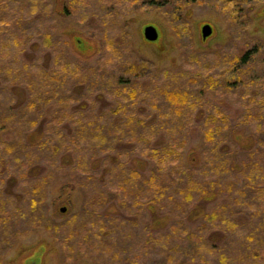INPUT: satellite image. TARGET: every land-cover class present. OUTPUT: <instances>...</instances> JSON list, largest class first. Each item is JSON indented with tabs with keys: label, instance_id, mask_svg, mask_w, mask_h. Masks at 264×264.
<instances>
[{
	"label": "rangeland",
	"instance_id": "obj_1",
	"mask_svg": "<svg viewBox=\"0 0 264 264\" xmlns=\"http://www.w3.org/2000/svg\"><path fill=\"white\" fill-rule=\"evenodd\" d=\"M73 1L77 5L74 6ZM84 2L86 1H83V4ZM81 3V0H0V27L6 28L5 25L9 24L8 21L11 18L14 22L20 14L23 15L25 12L30 14L28 12H31L32 15L29 17L23 16L27 17L26 20H16L15 25L22 34L36 38H30L28 43L23 41L24 45L20 42V45L17 46L19 52L15 54L16 57H13L16 60L12 67L13 70L5 76L0 73V108L4 109L2 110L4 113L9 114L11 120L14 117L18 118L19 121L24 120L18 126L22 127L23 132H29L25 138L27 141L28 137L32 139L31 142L44 140L42 150L39 147L40 144L39 146L27 147V149L29 154L34 157L33 160H36L35 163L40 164L41 170L45 171L42 176L48 174L50 178L38 189L41 190L40 206L45 208L44 217L36 219L33 217L36 221L31 224L27 217L30 210L29 206L31 207L27 198V184L32 185V182L27 183L23 179L20 180L21 175L17 173L18 179L13 180L15 186L13 182H8L12 183L11 190L17 194H22L24 198L18 199L16 197V200H12V204H3L4 209L0 214L5 216V221H0V242L6 241V243L3 246L0 245L2 264H101L97 259L94 260L96 247H99L98 241L101 239L94 238L91 230L83 233L82 230H77L78 227L70 230L67 226H71V222L76 219V216L81 219L84 218V220L89 218L90 221L93 219V221L98 222L101 215L105 214L104 209L113 211L115 207H109L110 205L106 201L98 207L97 214L88 215L85 213L86 210H89L86 208L88 201L84 200L86 198L85 192L87 191V195L91 196L96 194L97 190L94 189V186L99 187L100 182L97 177H93V179L91 176L87 180L86 174L80 171L85 170V168L74 171L77 167L71 161L76 162L88 155V162L91 160L84 167H88V165L91 168L96 167L94 170H98L100 173L104 166H107L108 162L103 153L109 150L106 148L115 145L109 123L112 120L119 123L125 120L121 119L125 116L121 115L123 110L118 116L113 112L114 108L119 106L118 102H122L123 99L119 97L113 86H108L110 81L106 82L107 85L104 86L95 80L94 75L101 81L102 79L105 80L108 74L107 69H112L116 62L125 60L128 63H136L143 60L149 62L152 68L159 70L176 71L184 68L187 73H197L196 75H198V79H201L202 84L213 82L216 89L223 93L227 87L224 88L217 81L221 77L220 74L228 75L232 85L228 87L227 90L229 91H226L227 97L224 96L226 99H221L225 100L223 104L215 101L212 97H205L185 105L192 110L193 115L203 109V122L211 119L208 116L211 113L214 116V121H220V117L216 114L223 110L228 116L224 122L230 123L236 129H241V134L244 136L234 137L240 138L239 142L242 144L248 142L247 136L257 130L255 127L257 117L264 116V101H261L260 98L261 93L264 92V0H137L136 2L135 0H120V2L118 0H105L101 3L97 0H91L89 5L84 4L86 6L84 10L95 13L93 14L95 18H91L92 21L96 19L99 22V17L102 19L105 17L103 22L110 23L109 26L111 27V31L106 37L102 29L98 30L101 33L100 39L99 33H93L97 30L93 26L97 22L93 24L88 21L85 22V17L81 19L80 12L83 10ZM104 7L109 9L112 7V10L108 11ZM38 11L48 13H44V17L41 16L40 20L36 21L33 15ZM206 24L211 26L212 32L203 38L201 29ZM9 25L12 27L13 24ZM46 25L52 28V33H55V30L59 31L58 35L53 37L51 41L57 48L55 53H50L47 49L48 43L43 45V41L46 42L48 39L45 40L38 34H32ZM146 25L156 27L159 35L157 40L148 41L144 38L143 29ZM2 37V30H0V41ZM75 37L82 39L84 43L82 48L76 45ZM109 41L111 44L108 43ZM13 47L12 45L11 48ZM99 47L103 48L102 54L105 56L98 55ZM11 48L2 49V52H5L3 55L7 58L14 56ZM247 51H250L251 55H249L248 60L246 59L244 67L236 64L239 63L238 58ZM29 57L32 59L31 63L35 64L30 66L35 68L43 65L44 69L41 70L48 75L51 65L53 64L52 68L55 66L52 58L60 57L66 61L69 57L73 59L74 64L71 63L73 73L82 74L83 78H87V80L82 78L77 82L75 78L79 76L77 74L71 78L59 77L56 72L58 73L64 68V65H59L61 67L52 69L56 77L53 76L55 79H52L51 84L46 83L37 86L39 98L27 93L25 90L28 88L16 87L12 91V87L17 86L14 85L13 81H10L14 76L21 79L26 76L27 72H35L27 69L20 70L24 66V61ZM97 58L102 59L99 60L100 63L98 64L96 63ZM90 66L94 67V72L89 69ZM227 70H232V72ZM80 81H83L80 83L81 86L74 89V91H79L77 93L72 92L73 87L71 88V86L79 84ZM87 82H89L88 85H86ZM58 83L60 89L56 91L57 87L55 86ZM104 87L108 88L104 90ZM151 88L150 86L146 87L148 90ZM182 100L184 99H180V102ZM256 107L258 109L257 116L255 115L256 111H252V108ZM133 110L137 111L135 108ZM136 111H132L133 114L131 115L134 117H128V121H132L137 126V120L140 118L143 120L144 117L137 115ZM123 113L125 112L123 111ZM253 116L254 118H252ZM263 116L258 120L262 121L260 123L264 121ZM202 121L195 124L202 125ZM32 127L34 128L31 130ZM49 127H56L59 132H52ZM143 128L136 134L137 137L144 135ZM2 137H4V141L7 138L12 142L20 136L12 132L2 135ZM3 140L0 142V149L6 152L9 149ZM257 140L255 144L260 146L259 141H264L262 132ZM22 141L23 139H20V142ZM198 144L199 137L197 135L187 139L184 148L185 155L187 156L191 149H194ZM22 148H19L17 153L20 158L25 151V148ZM53 154L57 155L55 159L57 164L72 169L70 174L66 168L59 174H55L53 171L48 172L53 169ZM133 157L121 154L118 155V160L127 164L125 167L128 168L131 167L129 163ZM5 163L4 169L6 171H2L4 180H2L1 191H4L5 186L7 188L8 183L6 181L8 179L5 176L9 165L16 164L15 161H12L11 164ZM137 166L138 169H141L138 164ZM19 170L23 171L21 168ZM108 170L111 175L116 174L115 170ZM141 171L146 170L141 169ZM77 177L82 178V185L77 182ZM112 179V185L115 187L117 180ZM110 186L108 185L109 189ZM5 192L7 191L5 190ZM134 196L135 193L133 192L131 198H135ZM15 206L16 209L22 206L23 209L24 207L27 208L25 212L22 209L20 214L17 211L16 216L18 217L15 218L20 219V221L16 226L14 223L7 224L15 212ZM207 208L211 209L212 205H208ZM115 216L117 221L113 218ZM115 216H108L112 219L110 220V228L118 230L117 233L120 236L119 243L118 239H115L116 244L114 246L135 248L134 251L137 250V252H141V242H147V238L149 239L150 233L154 232L156 226L165 227L173 220L172 217L166 215L158 223L152 225L150 222L148 224L152 218L151 213L147 210L139 213L131 207L126 212L118 211ZM130 216L136 217L131 219ZM179 220L183 221L181 217ZM112 224L116 225L112 226ZM10 227L13 230L9 234L7 230ZM187 227H192V225L188 222ZM165 230L166 227L160 231L164 233ZM255 241H258V237L255 238ZM262 242L264 244V240ZM158 245L164 246V243ZM238 245L236 244L235 250L228 255V259L233 260L229 263L222 261L220 264H237L234 261L239 252L237 249L242 248ZM220 247L216 249L225 251L223 250V242H221ZM256 249L260 250V248ZM257 250L255 251L258 255L260 252ZM252 251L253 248L251 253ZM242 260L239 264H248L245 262V258ZM109 264L115 263L110 262Z\"/></svg>",
	"mask_w": 264,
	"mask_h": 264
},
{
	"label": "trees",
	"instance_id": "obj_2",
	"mask_svg": "<svg viewBox=\"0 0 264 264\" xmlns=\"http://www.w3.org/2000/svg\"><path fill=\"white\" fill-rule=\"evenodd\" d=\"M83 1H86L84 4L87 3L89 5L91 0H81V7L83 8L80 12L81 19L85 17V22L88 21L95 24L97 20L93 19L92 21L91 19L95 18V15H93L95 13L85 11L84 8L86 6ZM97 1L101 3L105 0ZM118 1L120 2V0ZM72 4L74 6L77 5L74 1ZM104 8L108 11L112 10V7L110 9L108 7ZM28 13L30 14L26 12L23 15L20 14L15 21L26 20L27 17L32 15L31 12ZM44 13L47 14L48 12ZM44 13L43 11L34 13V20H40L41 16L44 17ZM24 15L27 17H23ZM104 18L99 17V22L93 25L97 28L93 33H99V39L101 38V33L99 32L101 29L105 37L111 31L110 23H104ZM15 21L13 22L12 18L8 21L9 24H13L12 27L9 24L5 25L6 28L0 27L3 34L0 41V73L2 76L9 74L13 70L12 67L16 63L13 57H16L15 54L19 52L17 46L20 45V42L24 45V42L28 43L30 38H34V36L22 34L16 27ZM89 25L91 26V24ZM51 29L50 26L46 25L32 34H38L45 40L48 39L46 42L43 41V45L48 43L47 49H49L50 53H55L57 48L51 41L53 37L58 35L59 31L55 30V33H52L53 30L51 31ZM75 38L76 45L82 48L84 44L82 39L79 37ZM108 43L111 44L110 41ZM12 45L17 48H11ZM3 48H11L10 50L14 53V56L12 58L4 56ZM98 51L100 56L103 48L99 47ZM249 55H251L250 51L242 54L238 58L239 63L236 64L244 67ZM101 56L103 57L105 54ZM67 58L66 61L60 57L52 58L54 67L64 65L65 69L63 68L58 73L56 72L59 77L71 78V76L77 74L73 73V67L71 66L73 59ZM31 60L30 57L26 61L23 60L25 63L20 70L35 71V74L27 72L26 76L21 79L18 76H14L10 81H13L14 85L17 86L12 87L11 90L13 91L16 87L28 88L25 90L27 93L38 97L40 94H38L37 86L39 87L41 84L46 83L51 84L52 79L56 75L52 72L53 64L49 68L50 72L48 75L41 70L44 69L43 65L35 68L30 66L35 65L31 63ZM99 60L102 59L97 58V64L100 63ZM89 69L94 72L93 66H90ZM147 70H150L148 71L149 73ZM186 71L184 68L176 71L159 70L152 68L147 61L128 63L123 60L116 62L112 69H107L108 74L105 80L101 78V81L94 75L96 77L95 80L104 86L107 85L106 82L110 81L108 86H113L119 97L123 99L122 102H118L119 106L115 107L113 112L117 116L122 113L121 115L125 116L121 119L125 120L122 123L113 120L109 123V129L112 132L115 145L106 148L109 150L103 153L108 163L100 173L98 170H94L96 167L91 168L89 165L84 167L91 160L88 162V155L76 162L72 160L71 163L77 167L74 171L85 168V170L80 171L86 174L87 180L91 176L92 178L97 177L100 182L99 187L94 186V189L97 190L96 194L91 196L87 195V191L85 192L86 198L84 200L88 201V206H85L89 208L85 213L88 215L97 214L98 207L106 201L110 205L109 207L115 208H113V211L104 209L103 212L105 214L101 215L98 222L93 221V219L90 221L89 218L84 220V218L81 219L76 216V219L71 222V226L67 227L70 230L78 227L77 230H82L83 233L91 230L94 238L101 239L98 241L101 246L96 247L95 257L93 256L94 260L97 259L101 264H109L110 262L115 264H220L222 261L229 263L233 259H228V255L235 250L236 244L242 247L237 249L239 251L237 259H234L237 264L242 262L244 258L248 264H264V249H261L264 248L262 242L264 240V141H259L260 146L255 144V141H258L257 138L259 139V134L261 132L264 134V121L263 123L258 121L263 115L260 118L257 117L256 120L255 127L258 131L251 132L247 136L248 142L243 144L239 142L240 138L234 137H238V135L244 136L241 134V129H236L230 123L224 122L228 116L223 110L216 114L222 121H214V116L211 113L208 115L211 119L203 122L204 110L200 109L193 115L192 110L185 104L196 102L198 99L205 97H212L215 101L223 104L225 100L221 99H226V91H229L227 89L232 84L228 75L223 76V74H220L221 77L217 82L221 83L224 88L227 87L225 93H223L221 90L216 89V85H213V82L202 84L201 79H198V75H196L197 73L192 74ZM227 71L232 72V70ZM77 75L79 76L75 78L78 82L83 76L82 74ZM83 79L87 80V78ZM82 82L73 84L71 91L77 93L79 90L74 91V89L81 86L80 83ZM149 86L152 88L150 90L146 89ZM55 87H57L56 91H58L60 84L58 83ZM106 88L108 87H104V90ZM111 91L114 92V90ZM261 94V101H264V92ZM180 99L184 100L180 102ZM61 101L63 102V100ZM165 101L166 104H164ZM134 108L137 111L133 110ZM0 110V142L4 138L2 135L12 132L18 134L20 139H23L22 142H20L19 138L11 142V140L6 138L3 141L9 150L3 152L0 149V213L4 209L3 204H12V200H16V197L18 199L24 198L22 194H17L11 190L12 183H8L13 182L16 178L18 179L16 175L19 174L21 175L20 180L23 179L27 183L32 182V185L27 184V198L31 205V207L29 206L30 210L27 217L31 224L36 221L33 217L35 219L44 217L45 208L40 206L39 197L41 196V190L39 191L38 189L47 183L50 178L48 174L42 176L45 171L41 170L42 166L40 164L35 163L36 160H33L34 157L29 154L27 147L39 146L40 144L39 147L42 150L44 140L40 139L37 142L36 140L31 142L32 139L28 137V141H30L28 142L25 138L29 132H23L22 127L18 126L24 120L19 121L15 117L11 120L8 116L9 114L2 111L4 109L0 108ZM253 110L256 111V113H253L257 116V107L252 108ZM120 111L122 112L120 113ZM132 111H136L137 115L144 117L143 120L141 118L137 120V126L132 121H128L129 118L134 117L131 115L133 114ZM201 121L202 125L195 124ZM240 123L242 124V122ZM144 126L145 128H143ZM49 128L52 132H59L56 127ZM141 128L144 130V135L137 137L136 134ZM193 135L199 137V144L194 149H191L186 156L184 148L187 139H191ZM22 147L25 148V151L20 158L17 153L19 148L23 149ZM121 154L134 156L129 163L131 167H125L127 164L118 160V155ZM56 156L55 154L52 155L53 169L48 172L51 173L53 171L55 174H59L66 168L70 174L72 169L57 164L55 161ZM3 160L5 161L3 162ZM12 161H15L16 164L9 165L5 176L8 179L6 181L8 183L7 188L5 186L6 189L4 188V191H1L2 180H4L2 171H6L4 169L6 166L5 162L11 164ZM93 161L95 162L96 160L94 159ZM137 164L142 170L146 171L142 172L141 169H138ZM19 168L23 171L19 170ZM108 169L115 170L116 174L111 175ZM81 179L77 177V182L80 185H82ZM111 179L117 180L115 187L112 185ZM13 185L15 186L14 182ZM108 185H111L110 189ZM133 192L135 193V198L132 199L131 194ZM210 204L212 205L211 209L207 208ZM130 207L136 212L139 211V213L146 210L149 211L152 218L148 224L150 222L152 225L158 223L166 215L170 216V218L172 217L173 220L165 226L166 232L164 231V233L160 230L165 227L156 226L154 232L150 233L149 239L147 238V242H141V252L134 251L135 248H118L117 245L114 246L116 243H111L113 255L108 250L109 248H106L105 242L107 239H118L119 243L120 236L117 233L118 230L110 228V220L112 219H110L111 216H108H115L118 211L126 212ZM22 209L23 206L17 209L15 206V212H13L15 214L11 215L7 224L14 223L16 226L20 221V219L15 218L18 217L16 213L18 211L20 214ZM26 209L24 207L23 211L25 212ZM4 217V215L0 214V221H5ZM130 217L132 219L136 216ZM180 217L183 221L179 220ZM113 218L116 221L118 220L116 216ZM188 222L192 227H187ZM11 228L7 230L9 234L13 230ZM73 234L77 235L74 232ZM256 237H258V241H255ZM121 238L123 239L124 237ZM160 242L164 243V246H159ZM221 242L224 243L223 250L225 251L223 252L216 249L221 248ZM5 243L6 241H1L0 245L3 246ZM107 243L109 244L110 242L107 241ZM252 248L253 251L251 253ZM256 248H260V250ZM104 250L108 251L102 252ZM255 250L260 253L257 255ZM0 262V264L3 262L1 255Z\"/></svg>",
	"mask_w": 264,
	"mask_h": 264
},
{
	"label": "water",
	"instance_id": "obj_3",
	"mask_svg": "<svg viewBox=\"0 0 264 264\" xmlns=\"http://www.w3.org/2000/svg\"><path fill=\"white\" fill-rule=\"evenodd\" d=\"M212 32V28L209 24H206L201 29V34L203 38H206L209 36ZM143 36L148 41H155L158 39V31L155 26L153 25H146L143 29ZM62 211H64V208H62Z\"/></svg>",
	"mask_w": 264,
	"mask_h": 264
},
{
	"label": "bare ground",
	"instance_id": "obj_4",
	"mask_svg": "<svg viewBox=\"0 0 264 264\" xmlns=\"http://www.w3.org/2000/svg\"><path fill=\"white\" fill-rule=\"evenodd\" d=\"M107 241L110 242V243L108 244ZM107 241L105 242V243H106L105 246H106V248H109L108 250H109L111 253H113L112 250H111V249H113V247L111 246V243L114 244V243H115V240H114V239H107ZM108 250H104V251H102V252H107Z\"/></svg>",
	"mask_w": 264,
	"mask_h": 264
}]
</instances>
